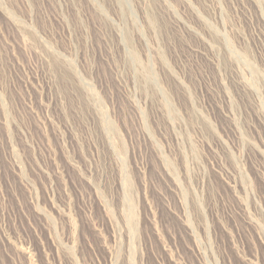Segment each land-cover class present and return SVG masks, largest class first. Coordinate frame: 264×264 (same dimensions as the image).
<instances>
[{
	"label": "rangeland",
	"instance_id": "374dc122",
	"mask_svg": "<svg viewBox=\"0 0 264 264\" xmlns=\"http://www.w3.org/2000/svg\"><path fill=\"white\" fill-rule=\"evenodd\" d=\"M0 264H264V0H0Z\"/></svg>",
	"mask_w": 264,
	"mask_h": 264
}]
</instances>
